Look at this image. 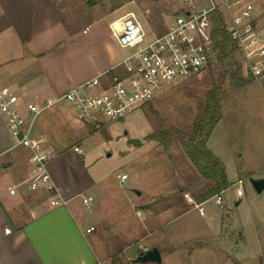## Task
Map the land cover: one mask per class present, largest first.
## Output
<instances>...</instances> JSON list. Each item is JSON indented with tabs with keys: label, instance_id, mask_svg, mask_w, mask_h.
I'll return each instance as SVG.
<instances>
[{
	"label": "rangeland",
	"instance_id": "374dc122",
	"mask_svg": "<svg viewBox=\"0 0 264 264\" xmlns=\"http://www.w3.org/2000/svg\"><path fill=\"white\" fill-rule=\"evenodd\" d=\"M53 1L72 37L55 43L59 55L53 66L66 81L93 74L97 61L116 60L125 54L111 34L109 21L138 9L152 26L161 29L180 4L177 0ZM263 78L249 77L241 56L234 58L227 47L204 71L177 81L120 120H103L96 126L69 110L60 120L54 115L65 114L56 108L61 105H55L35 117L33 133H44L47 142L58 148L78 143L90 175L104 178L93 189L98 195L92 210L96 206L100 212L108 209L114 226H127L142 235L150 230L148 215L144 218L148 202L155 212L171 206L173 212L164 226L175 227L184 221L175 217L181 197L194 204L212 186L192 164L180 139H188L196 115L215 92L219 118L207 136L206 147L222 163L229 185L221 191L222 206L213 194L202 205L203 216L197 210L192 212L189 227L201 232L195 240L179 249L168 242L159 245L161 264H264V190L256 192L249 181L250 177H264V100L259 85ZM16 163L0 175V185L18 175ZM122 173L127 174L123 183ZM185 191H194L195 199H188L190 193ZM128 199L135 201L133 208ZM217 220L222 222L220 231L206 238ZM152 224H160V220ZM130 244L127 252L139 247L143 251L144 245L151 244L150 237L138 236ZM115 256L124 258L121 252Z\"/></svg>",
	"mask_w": 264,
	"mask_h": 264
},
{
	"label": "crops",
	"instance_id": "0c3cea01",
	"mask_svg": "<svg viewBox=\"0 0 264 264\" xmlns=\"http://www.w3.org/2000/svg\"><path fill=\"white\" fill-rule=\"evenodd\" d=\"M258 8L264 11V0ZM68 34L53 0H0V83L15 87L26 100L38 102L112 67L121 58L97 61L92 67L93 74L66 81L53 64L59 55L55 43L67 37L72 39ZM231 53L234 58L239 56L234 49ZM259 85L264 100V78ZM58 107L65 115L54 117L63 120L69 111L64 106ZM11 144L12 139L0 114V175L16 162L19 172L13 180L0 185V264H156L133 261L140 247L136 252H127V249L136 237H150L151 244L144 245V249L159 248L165 242L179 249L201 234L189 227L195 210L203 216L195 204L202 206L205 200L195 199L194 191H185L190 193L186 195L188 199H195L194 204L181 197L175 217L184 218V221L175 227L164 226L173 212L171 206L155 212L148 202V208L144 206L145 211L148 209L144 218L148 215L150 230L142 235H136L127 226H114L110 210L100 212L97 206L92 210L98 195L93 189L104 178L94 179L90 175L80 154L73 149L78 143L69 148L55 146L56 154L47 162L55 192L65 199V203L51 205L44 190H27L23 182L29 170L27 153L22 148L10 151ZM13 184L17 185V193L12 195L8 193V187ZM82 195L93 196L90 210L82 205ZM134 205L135 201L128 199V206L133 208ZM155 219H159L160 224L153 225ZM221 225L222 222L217 220L213 229L207 230L206 238L218 233ZM90 226L93 228L87 231ZM118 252L124 258L116 259ZM161 263L162 256L158 264Z\"/></svg>",
	"mask_w": 264,
	"mask_h": 264
},
{
	"label": "built area",
	"instance_id": "2783aa9c",
	"mask_svg": "<svg viewBox=\"0 0 264 264\" xmlns=\"http://www.w3.org/2000/svg\"><path fill=\"white\" fill-rule=\"evenodd\" d=\"M177 1L179 8L171 11L161 29L152 26L138 9L112 19L111 34L125 54L112 67L62 93L35 102L24 99L15 87L0 83V114L12 139L9 150L22 148L27 153L29 170L23 180L27 190H44L51 205L65 203L56 194L47 169L56 149L43 135L33 133L35 117L43 109L61 105L96 126L103 120H120L177 81L201 73L209 62L216 60L221 53L214 42L217 29L239 53L249 77H264V11L258 8L261 0ZM73 149L82 152L79 145ZM126 177L122 173L121 181ZM221 191L214 195L220 206ZM8 193L16 194L17 185L9 186ZM81 202L90 210L93 196L82 195ZM195 207L204 214L201 203Z\"/></svg>",
	"mask_w": 264,
	"mask_h": 264
},
{
	"label": "trees",
	"instance_id": "16d2710c",
	"mask_svg": "<svg viewBox=\"0 0 264 264\" xmlns=\"http://www.w3.org/2000/svg\"><path fill=\"white\" fill-rule=\"evenodd\" d=\"M220 32L217 29L216 36ZM216 44L220 52H223L227 47L230 48V51L233 49L225 35L222 37L220 34ZM219 108L220 105L216 93L211 92L208 102L202 108V113L195 117L192 129L187 134L188 139L186 141L180 139L192 164L203 176L208 177L212 181V186L197 196L198 200H205L229 185L222 163L206 147L207 136L219 118Z\"/></svg>",
	"mask_w": 264,
	"mask_h": 264
},
{
	"label": "water",
	"instance_id": "95a60500",
	"mask_svg": "<svg viewBox=\"0 0 264 264\" xmlns=\"http://www.w3.org/2000/svg\"><path fill=\"white\" fill-rule=\"evenodd\" d=\"M249 181L256 192L264 190V177H250ZM135 263H160L161 253L157 246H152L140 251L133 259Z\"/></svg>",
	"mask_w": 264,
	"mask_h": 264
}]
</instances>
